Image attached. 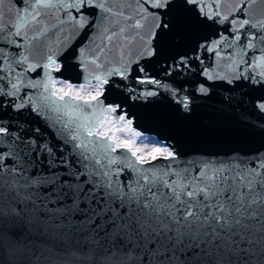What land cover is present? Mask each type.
<instances>
[{
	"label": "snow or ice",
	"instance_id": "obj_1",
	"mask_svg": "<svg viewBox=\"0 0 264 264\" xmlns=\"http://www.w3.org/2000/svg\"><path fill=\"white\" fill-rule=\"evenodd\" d=\"M9 3L0 264H264V0ZM221 93L246 150L190 156L136 111Z\"/></svg>",
	"mask_w": 264,
	"mask_h": 264
},
{
	"label": "water",
	"instance_id": "obj_2",
	"mask_svg": "<svg viewBox=\"0 0 264 264\" xmlns=\"http://www.w3.org/2000/svg\"><path fill=\"white\" fill-rule=\"evenodd\" d=\"M9 7H11L9 0H5L0 10L7 13ZM12 10L14 12L15 8ZM262 13H264V9L257 5V17L259 18ZM53 22V20L45 19V23ZM210 30L204 28L200 31L207 32ZM49 36L51 37V34ZM65 78L74 84L83 82V75L79 69L66 72ZM222 96L221 93L220 96H216L213 100L198 107L192 117L187 120L168 113L162 105L153 109H136V111L141 113V124L152 129L151 134L160 133L175 136L179 150L190 156L227 153L234 149L246 150L253 141L242 137L236 131L238 128L236 114L226 103L219 102ZM161 115L164 116L163 119H160Z\"/></svg>",
	"mask_w": 264,
	"mask_h": 264
},
{
	"label": "rangeland",
	"instance_id": "obj_3",
	"mask_svg": "<svg viewBox=\"0 0 264 264\" xmlns=\"http://www.w3.org/2000/svg\"><path fill=\"white\" fill-rule=\"evenodd\" d=\"M77 85H79V84H77Z\"/></svg>",
	"mask_w": 264,
	"mask_h": 264
}]
</instances>
